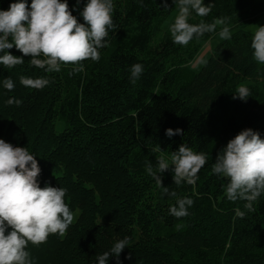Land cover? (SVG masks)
<instances>
[{
    "label": "trees",
    "instance_id": "obj_1",
    "mask_svg": "<svg viewBox=\"0 0 264 264\" xmlns=\"http://www.w3.org/2000/svg\"><path fill=\"white\" fill-rule=\"evenodd\" d=\"M14 2L0 0V10ZM66 2L84 23L87 0ZM112 2L107 46L99 49V61L81 62L84 71L62 64L47 73L15 47L6 51L24 63L0 64V139L26 147L41 170L39 186L66 189L65 203L74 214L78 210L64 236L29 242L31 264H98V256L125 237L127 247L107 264H264V192L250 211L246 201L227 199L228 178L212 172L217 153L240 131L250 128L264 139V64L254 59L253 34L244 29L264 14V2L204 0L214 4L211 13L193 12L189 22L226 17L231 38L218 42L196 72L190 61L221 26L178 45L169 31L174 19L161 28L178 14L174 0ZM25 3L30 9L31 0ZM137 63L144 72L133 84ZM21 76L49 84L27 88ZM7 78L11 91L4 87ZM240 85L250 89L246 100L233 98ZM10 98L21 104L8 105ZM168 128L184 134L168 137ZM181 144L207 153L208 160L194 185H175L171 167L164 171L162 187L172 196L145 169L151 162L155 171L158 157H170ZM182 198L193 204L178 219L169 209Z\"/></svg>",
    "mask_w": 264,
    "mask_h": 264
},
{
    "label": "clouds",
    "instance_id": "obj_2",
    "mask_svg": "<svg viewBox=\"0 0 264 264\" xmlns=\"http://www.w3.org/2000/svg\"><path fill=\"white\" fill-rule=\"evenodd\" d=\"M174 2L178 4V14L169 28L173 43L186 46L194 37L214 32L218 26H221V39L231 38L226 17L215 18L211 23L203 19L195 24L189 22L193 12L199 17L208 16L213 3L205 4L204 0ZM112 12V0H87L80 13L84 21L81 23L69 10L66 0H31L30 9L25 0L11 3L8 10H0V53H3L0 64L12 68L24 63L22 56L6 51L15 47L23 56L31 58V65L47 73L60 71L62 64L78 65L72 71L82 72L81 62L99 61V49L107 46L106 37L114 27ZM251 47L254 59L264 64V25L254 30ZM143 72L141 64H134L131 82L135 84ZM20 84L39 90L47 86L49 80L21 76ZM4 87L9 91L14 88L11 78L5 79ZM250 95V89L240 85L233 98L246 100ZM6 103L20 105L21 101L10 98ZM176 134L184 133L180 128L165 130L168 137ZM207 160V153L194 152L181 144L170 157H158L155 171L151 162L145 171L165 193L175 196V192L162 187L161 174L171 167L175 185H194ZM40 171L37 160L26 147H14L0 139V264H31L26 251L29 242L39 245L50 234L64 236L78 215V210L74 214L65 203L66 189L39 186ZM212 172L228 178L226 196L229 201L244 200L245 207L254 211L252 202L264 192V139L250 128L240 131L217 153ZM192 204L191 198L178 199L169 211L179 219L188 214L187 206ZM235 211L239 217L245 215L239 209ZM128 243L127 237L117 241L110 252L98 256V264H107L110 255L118 257Z\"/></svg>",
    "mask_w": 264,
    "mask_h": 264
},
{
    "label": "rangeland",
    "instance_id": "obj_3",
    "mask_svg": "<svg viewBox=\"0 0 264 264\" xmlns=\"http://www.w3.org/2000/svg\"><path fill=\"white\" fill-rule=\"evenodd\" d=\"M257 2H264V0H256ZM177 15L176 12H173L172 14L169 15V17L163 22L161 28L162 30L166 29L168 27V25L171 23V21H173V19L175 18V16ZM264 25V14H262L260 17H258L255 21L247 24L244 29L249 32V33H254V30L258 27ZM221 39L219 34H217L215 37L208 39L207 41H205L202 46L200 47V49L198 50V52L196 53V55L193 57V59L190 61L189 63V67L193 70V71H198L201 66L203 65V63L205 62V60L208 58V56L210 55L213 47L220 42Z\"/></svg>",
    "mask_w": 264,
    "mask_h": 264
}]
</instances>
